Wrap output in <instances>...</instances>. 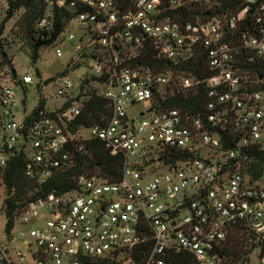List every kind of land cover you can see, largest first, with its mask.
<instances>
[{
	"label": "built area",
	"instance_id": "obj_1",
	"mask_svg": "<svg viewBox=\"0 0 264 264\" xmlns=\"http://www.w3.org/2000/svg\"><path fill=\"white\" fill-rule=\"evenodd\" d=\"M44 1L35 29L51 28L54 7L68 11L67 23L83 33L67 70L85 56L94 74L74 89L62 73L54 106L40 98L27 111L9 83L32 76L13 77L3 62L0 22V183L20 155L38 184L9 230L4 214L0 264H225L238 229L250 234L248 264L255 249L264 264V172L249 176L264 153V0ZM9 5L0 0L5 17ZM183 11L205 19L183 20ZM148 48L168 67L140 63ZM200 90L199 109L163 105ZM90 93L109 113L86 127L76 121ZM139 103L147 110H132ZM90 139L122 154L121 178L83 173L65 191H45L42 183L76 162Z\"/></svg>",
	"mask_w": 264,
	"mask_h": 264
},
{
	"label": "trees",
	"instance_id": "obj_2",
	"mask_svg": "<svg viewBox=\"0 0 264 264\" xmlns=\"http://www.w3.org/2000/svg\"><path fill=\"white\" fill-rule=\"evenodd\" d=\"M47 3L44 0H10L8 16L12 17L15 12L23 9L22 14L16 20L14 28L15 33H20L26 46L30 49V57L36 61L39 56V50L43 46L50 45L57 41L60 33L68 21V11L64 9L53 8L54 16L52 26L46 29H35L37 21L44 15L47 9ZM1 23L4 26L5 21ZM181 19L196 22L204 20L202 16H196L194 11H183ZM154 51L146 49L143 57L139 59L140 63H146L157 68L168 67V62L159 61L154 58ZM3 62H10L4 59ZM183 67V66H182ZM187 69H191L187 65ZM206 102V95L201 91L194 95L191 92L178 93L168 98L163 105L165 107L179 108L182 110L192 108L199 109ZM109 107L107 101L93 93L88 95L82 114L77 119L76 124H82L86 127L91 126L100 120L102 115H108ZM254 170H250V178L258 180L264 172V153L258 155L252 163ZM123 168V156L119 152L108 150L101 141L90 139L85 142V150L79 154L76 162L68 168L42 183L45 191L62 192L71 188L75 178L83 173H96L99 176L109 180L116 181L121 178ZM25 160L20 155L14 156L9 165L1 174V185L4 187L3 213L8 218L6 229L12 226V214L24 210L27 201L34 196H30V191L36 189L38 184L25 175ZM250 234L244 229L235 230L231 235L228 247L224 250L226 256L225 264H248L249 255L252 246L249 242ZM91 264H106L94 262Z\"/></svg>",
	"mask_w": 264,
	"mask_h": 264
},
{
	"label": "rangeland",
	"instance_id": "obj_3",
	"mask_svg": "<svg viewBox=\"0 0 264 264\" xmlns=\"http://www.w3.org/2000/svg\"><path fill=\"white\" fill-rule=\"evenodd\" d=\"M22 12L23 9H20L18 12H15L12 17L8 16L7 21L4 23L3 32L4 35L7 36L5 53L18 78H22V76L30 74L32 76V82L22 84V86L11 82L9 84L15 90L16 96L20 101L26 99L27 111H31L40 98L45 99L48 105L52 107L56 103L54 98V94L56 93L54 79L64 73L72 81L74 89H77L82 77L94 74L93 69L90 67L94 61L84 56L79 62V66L74 69H70L69 71L67 70L71 59L76 56L74 45L78 42V39L83 33L82 28L73 21L64 26L63 33L58 37L56 42L43 46V48L40 49L39 56L36 61H33L30 57V49L26 46L25 40L22 39L20 33H15L14 25ZM4 19V12H0V22L2 23ZM69 33H74L76 35V40L68 41L67 36ZM86 39H88V37H86ZM56 47H59L62 50L63 54L61 57H56L54 52ZM88 53L89 52L87 51V54ZM22 110L23 109L20 106L17 110L18 114L21 113ZM132 110L143 112L147 110V106L145 103H139ZM83 134L84 136H88L89 131L84 129ZM3 197L4 188L0 185L1 243H3L6 239L4 234L5 219L2 210ZM250 264H259L257 249H255L250 256Z\"/></svg>",
	"mask_w": 264,
	"mask_h": 264
},
{
	"label": "water",
	"instance_id": "obj_4",
	"mask_svg": "<svg viewBox=\"0 0 264 264\" xmlns=\"http://www.w3.org/2000/svg\"><path fill=\"white\" fill-rule=\"evenodd\" d=\"M12 74H13V77H15V71L14 70H12Z\"/></svg>",
	"mask_w": 264,
	"mask_h": 264
}]
</instances>
